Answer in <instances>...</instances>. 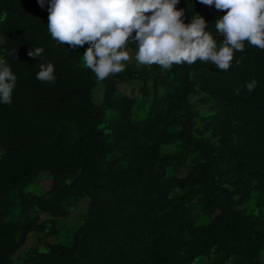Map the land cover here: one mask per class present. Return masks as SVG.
<instances>
[{"label":"trees","instance_id":"obj_1","mask_svg":"<svg viewBox=\"0 0 264 264\" xmlns=\"http://www.w3.org/2000/svg\"><path fill=\"white\" fill-rule=\"evenodd\" d=\"M176 7L222 42L224 11ZM47 8L0 0V58L17 77L0 102V264H264V50L245 41L227 71L162 70L128 44L133 61L98 81L88 44L51 37ZM48 62L54 83L36 79Z\"/></svg>","mask_w":264,"mask_h":264},{"label":"clouds","instance_id":"obj_2","mask_svg":"<svg viewBox=\"0 0 264 264\" xmlns=\"http://www.w3.org/2000/svg\"><path fill=\"white\" fill-rule=\"evenodd\" d=\"M180 0H47L51 37L73 49L88 44L83 61L103 81L110 74L123 72V61L130 59L126 45L135 44L136 61L141 65L157 64L170 70L173 64L192 65L198 59L211 62L227 71L233 52L244 51L245 41L264 50V0H199L206 6L224 11L215 21L217 39L208 32V22L196 13L191 22L183 21L184 10L177 9ZM43 8L45 0H38ZM135 33V35H133ZM43 47L29 51L40 57ZM240 63L239 60L236 61ZM36 79L54 83L55 68L51 62L39 64ZM17 81L11 66L0 58V102L11 104ZM258 81L246 82L252 92ZM241 89L234 90L236 95Z\"/></svg>","mask_w":264,"mask_h":264},{"label":"rangeland","instance_id":"obj_3","mask_svg":"<svg viewBox=\"0 0 264 264\" xmlns=\"http://www.w3.org/2000/svg\"><path fill=\"white\" fill-rule=\"evenodd\" d=\"M129 55H130V59L128 60L129 62L133 61L134 59V56L131 52H129ZM123 63V62H122ZM121 89L124 91V92H129V86H126V85H121ZM48 183H49V178L47 177H44V178H41L40 179V182L39 184L44 187L45 189L47 188L48 186ZM83 206V204L80 205L79 208H81ZM36 242V236L31 234L28 238V241H27V245H32Z\"/></svg>","mask_w":264,"mask_h":264}]
</instances>
